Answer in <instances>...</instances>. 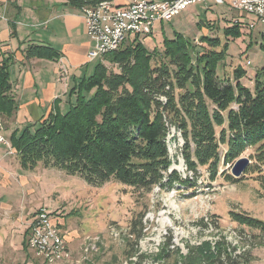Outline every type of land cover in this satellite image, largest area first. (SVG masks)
<instances>
[{"label":"trees","instance_id":"16d2710c","mask_svg":"<svg viewBox=\"0 0 264 264\" xmlns=\"http://www.w3.org/2000/svg\"><path fill=\"white\" fill-rule=\"evenodd\" d=\"M66 1L80 9L95 4V0ZM219 24L217 19L198 22L196 27L199 32H212L219 31ZM240 28L232 21L221 29L222 39L201 35L199 43L173 33L172 39L162 38L161 51L152 52L140 42L148 36L127 38L116 51L93 61L89 74L71 81L64 112L55 102L37 126L9 135L20 167L30 171L41 164L78 176L90 186L114 181L147 193L154 187L185 185L187 181L167 175L170 161L165 138L169 126H174L184 141L188 171L200 166L213 175L220 163L231 164L251 151L252 163L243 174H254L253 180L264 192V66L255 73L252 90L241 83L246 75L242 68L233 69L230 76L218 75L228 43L242 36ZM261 42L264 51V36ZM24 56L27 60L58 58L54 50L36 46L26 48ZM11 62L12 57L0 54V118L5 119L17 109L11 93ZM226 179L240 180L229 175ZM232 219L264 227L246 215L232 214ZM135 232L132 229L131 234ZM27 236L28 229L23 248ZM234 252L218 251L205 260L207 264H245L244 256Z\"/></svg>","mask_w":264,"mask_h":264},{"label":"rangeland","instance_id":"374dc122","mask_svg":"<svg viewBox=\"0 0 264 264\" xmlns=\"http://www.w3.org/2000/svg\"><path fill=\"white\" fill-rule=\"evenodd\" d=\"M210 1L189 6L163 23V30L156 24L151 37L140 38L141 44L148 52L161 51L162 38L172 39L173 33L195 43L201 35L222 39V28L237 18H250ZM217 19L219 31L199 32L196 27L198 22ZM239 24L242 36L228 43L218 75L230 76L233 69L242 68L246 75L241 83L252 90L254 75L264 66L260 49L264 28L258 22ZM14 116L1 121L8 124L7 130L19 126ZM181 137L179 130L169 126L167 175L187 183L154 187L148 193L114 181L90 186L78 176L41 164L30 171H14L15 156L9 154L13 170L4 175V185L0 183V264H46L34 250L22 247L32 214L39 209L53 213L64 239L68 256L56 264H207L206 257L223 250L243 255L245 264H264V227L232 219V214H241L264 223V192L253 180L255 175L242 174L232 183L226 177L231 176L233 163L223 162L213 175L200 166L188 171ZM250 152L246 150L238 159H248ZM132 229L137 234L132 235Z\"/></svg>","mask_w":264,"mask_h":264},{"label":"crops","instance_id":"0c3cea01","mask_svg":"<svg viewBox=\"0 0 264 264\" xmlns=\"http://www.w3.org/2000/svg\"><path fill=\"white\" fill-rule=\"evenodd\" d=\"M134 1L110 0L119 7ZM210 2L214 4L212 0ZM221 6L230 9L227 3ZM206 14V10L203 11V17ZM234 23L253 25L256 20L252 17L243 18V21L237 18ZM159 29L163 30L162 25H159ZM260 36H264V29L260 31ZM93 45L94 42L86 35L80 8L69 5L66 0H0V54L5 58L12 57L9 76L11 93L17 104L14 117L19 125L7 130L8 124H1L7 119L0 118L1 135L7 141L13 131L20 132L26 126H37L52 111L55 102H58L60 111L67 109V87L73 79L90 73L92 62L88 61L87 55ZM31 46L50 48L58 58L52 61L27 60L24 52ZM12 152L11 147L9 149L0 144L2 186L4 175L10 173L9 169L13 170L9 156ZM15 157L14 171H26Z\"/></svg>","mask_w":264,"mask_h":264},{"label":"built area","instance_id":"2783aa9c","mask_svg":"<svg viewBox=\"0 0 264 264\" xmlns=\"http://www.w3.org/2000/svg\"><path fill=\"white\" fill-rule=\"evenodd\" d=\"M205 0H136L123 7L110 1L95 0V4L82 7L86 35L94 42L87 58L97 61L116 51L120 44L133 36L146 37L154 26L170 22L188 8ZM215 5L228 4L233 11L244 13L264 27V0H212ZM0 144L10 149L9 142L1 135ZM52 212L39 209L28 225L26 246L43 258L46 264H56L67 256L64 239Z\"/></svg>","mask_w":264,"mask_h":264},{"label":"water","instance_id":"95a60500","mask_svg":"<svg viewBox=\"0 0 264 264\" xmlns=\"http://www.w3.org/2000/svg\"><path fill=\"white\" fill-rule=\"evenodd\" d=\"M249 164L250 162L247 158L237 159L235 162H233L230 172L231 176H233L235 179L239 178Z\"/></svg>","mask_w":264,"mask_h":264}]
</instances>
